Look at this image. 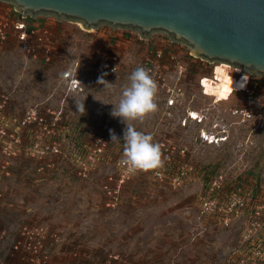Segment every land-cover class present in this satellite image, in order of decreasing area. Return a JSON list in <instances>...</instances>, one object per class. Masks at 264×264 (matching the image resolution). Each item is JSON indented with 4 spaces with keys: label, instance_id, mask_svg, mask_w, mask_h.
I'll return each mask as SVG.
<instances>
[{
    "label": "rangeland",
    "instance_id": "374dc122",
    "mask_svg": "<svg viewBox=\"0 0 264 264\" xmlns=\"http://www.w3.org/2000/svg\"><path fill=\"white\" fill-rule=\"evenodd\" d=\"M33 22L51 29L50 60L0 48V264H264V131L231 114L249 100L246 90L233 93L245 87L228 71L239 68L198 67L190 48L163 32L142 38L44 14ZM167 45L185 61L170 77L178 107L157 98V111L132 122L160 144L163 163L126 174L123 141L100 156L94 140L123 138L112 104L150 50ZM68 71L82 89H71ZM250 75L261 85L250 100L260 105L264 77ZM188 109L203 122L183 125ZM202 128L228 140L205 142Z\"/></svg>",
    "mask_w": 264,
    "mask_h": 264
},
{
    "label": "water",
    "instance_id": "95a60500",
    "mask_svg": "<svg viewBox=\"0 0 264 264\" xmlns=\"http://www.w3.org/2000/svg\"><path fill=\"white\" fill-rule=\"evenodd\" d=\"M24 15L166 33L191 54L264 77V0H0Z\"/></svg>",
    "mask_w": 264,
    "mask_h": 264
},
{
    "label": "built area",
    "instance_id": "2783aa9c",
    "mask_svg": "<svg viewBox=\"0 0 264 264\" xmlns=\"http://www.w3.org/2000/svg\"><path fill=\"white\" fill-rule=\"evenodd\" d=\"M34 18L35 17H32L31 15H24L15 7L12 10L0 7V48L12 43L13 45H19L22 51L29 54L38 55L42 52L46 60H50L52 56V48L47 42L52 35L51 29L46 24L33 22ZM170 42L172 43L173 41ZM188 57L192 58L193 62H195L198 67H202L203 64L206 63L213 64L200 57L194 56L191 52ZM113 58H117L116 55L105 57L103 65L105 67H110V62ZM184 65L185 61H180L179 52L171 45H167L166 47H154L150 50L149 54L146 56L144 64L142 65L150 70L153 78L158 84L157 98L164 100V103L168 108L178 107L177 102L180 95L170 81L171 73H174L176 69H178L180 73H183ZM238 70L239 72L237 74L233 73L231 68H229L228 71L239 81H244L245 87H243V89H236L233 93L239 90H246L249 100L240 102L234 106L231 109V114L237 118L235 122L254 121L259 123L264 131V103L255 105L251 103L253 101L250 100L253 99V97H256L257 93H259L261 85L259 81L252 80L250 73L248 74L247 71H241L240 68ZM65 77L69 78L72 90L82 89V80L75 73L68 71L65 74ZM205 79L208 80L209 78L206 77ZM201 86L205 91L207 81H204ZM183 119V125H187V123L189 124V120H195L198 123L203 122V117L198 116V112L192 109L186 111ZM199 135L203 141H207L208 143H220L228 140V136L224 132H211L204 128L200 130ZM116 146V143L111 142V138L98 137L94 140V153H98L101 156L102 154L107 153L109 147L114 148ZM119 164L122 166L121 168H123L124 173H131L121 161Z\"/></svg>",
    "mask_w": 264,
    "mask_h": 264
},
{
    "label": "clouds",
    "instance_id": "9594fccd",
    "mask_svg": "<svg viewBox=\"0 0 264 264\" xmlns=\"http://www.w3.org/2000/svg\"><path fill=\"white\" fill-rule=\"evenodd\" d=\"M232 79V77H230ZM129 83L123 87L118 103L112 104L110 115L120 118L126 125L123 138L111 132V142L119 144L123 141L121 163L130 172H148L162 166L161 146L154 142L150 133L138 130L132 122L142 121L147 115L158 109L156 102L158 84L150 70L144 66H136L130 73ZM104 87L111 83L103 77L98 81ZM76 112L85 113V104L75 99Z\"/></svg>",
    "mask_w": 264,
    "mask_h": 264
},
{
    "label": "trees",
    "instance_id": "16d2710c",
    "mask_svg": "<svg viewBox=\"0 0 264 264\" xmlns=\"http://www.w3.org/2000/svg\"><path fill=\"white\" fill-rule=\"evenodd\" d=\"M1 8H3V6H0ZM203 65H205L206 67L208 66V65H211L210 63H206V64H203Z\"/></svg>",
    "mask_w": 264,
    "mask_h": 264
},
{
    "label": "bare ground",
    "instance_id": "6f19581e",
    "mask_svg": "<svg viewBox=\"0 0 264 264\" xmlns=\"http://www.w3.org/2000/svg\"><path fill=\"white\" fill-rule=\"evenodd\" d=\"M82 25V24H81ZM93 30V29H92ZM219 63H224V64H228V65H230L229 63H226V62H219ZM231 66V65H230Z\"/></svg>",
    "mask_w": 264,
    "mask_h": 264
}]
</instances>
